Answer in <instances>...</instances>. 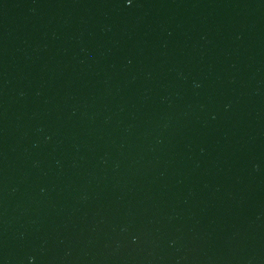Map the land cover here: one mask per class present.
I'll return each mask as SVG.
<instances>
[{
    "label": "water",
    "instance_id": "water-1",
    "mask_svg": "<svg viewBox=\"0 0 264 264\" xmlns=\"http://www.w3.org/2000/svg\"><path fill=\"white\" fill-rule=\"evenodd\" d=\"M0 264H264V0H0Z\"/></svg>",
    "mask_w": 264,
    "mask_h": 264
}]
</instances>
